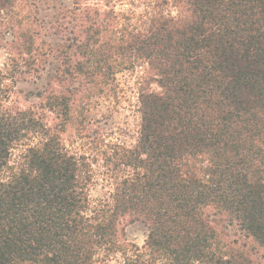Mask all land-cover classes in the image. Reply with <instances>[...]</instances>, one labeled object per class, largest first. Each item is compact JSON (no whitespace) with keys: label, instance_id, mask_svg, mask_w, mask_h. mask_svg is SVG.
Segmentation results:
<instances>
[{"label":"trees","instance_id":"16d2710c","mask_svg":"<svg viewBox=\"0 0 264 264\" xmlns=\"http://www.w3.org/2000/svg\"><path fill=\"white\" fill-rule=\"evenodd\" d=\"M88 1L64 7L67 42L26 38L30 68L58 60L38 108L9 104L0 73V264H264L214 219L264 249V0H141V13ZM139 61L159 90L140 93L136 143L71 151L63 132L79 93H102ZM99 177L112 191L94 201ZM126 217L146 226L142 247Z\"/></svg>","mask_w":264,"mask_h":264},{"label":"rangeland","instance_id":"374dc122","mask_svg":"<svg viewBox=\"0 0 264 264\" xmlns=\"http://www.w3.org/2000/svg\"><path fill=\"white\" fill-rule=\"evenodd\" d=\"M73 1L15 0L9 10L0 9V73L6 76L2 81L11 87L9 104L24 108H38L41 104L42 100L35 93L47 86L55 73L58 60L56 55L50 56L48 60L42 56L30 68L25 60L26 38L30 39L31 34L42 49H46L49 44L57 47L67 42V38L73 36V17L68 16V20L73 23L66 22L69 27L67 30L61 29L59 21L63 20L64 7H72ZM88 4L101 9L109 8L100 0H89ZM113 4L115 11L123 13H141L145 9L141 0H117ZM150 78L148 65L139 61L132 66L120 67L113 79L104 85L102 93L89 98L79 93V101H76L72 109L73 118L63 132L68 148L78 153L94 154L98 151L99 154L100 149L114 143L127 146L136 143L141 122L140 93L142 90H159L156 82ZM52 114L48 117L49 122L53 121ZM83 116L86 117L84 124L81 123ZM100 163L99 158L93 163L97 176H102L100 172L104 170ZM99 178V182L90 191L94 201L106 197L112 191V186ZM214 219L218 221L216 226L225 241L237 240L238 244L245 243L249 248L254 247L256 255L264 254V249L253 238L247 237L237 223L222 215ZM121 226L128 242L140 247L144 245L147 228L142 222L126 217L121 220Z\"/></svg>","mask_w":264,"mask_h":264}]
</instances>
